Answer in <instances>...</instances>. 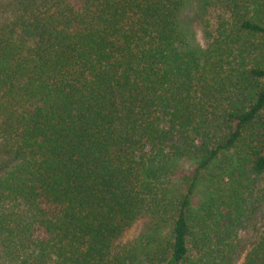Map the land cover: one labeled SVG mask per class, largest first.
I'll return each mask as SVG.
<instances>
[{
    "label": "trees",
    "instance_id": "16d2710c",
    "mask_svg": "<svg viewBox=\"0 0 264 264\" xmlns=\"http://www.w3.org/2000/svg\"><path fill=\"white\" fill-rule=\"evenodd\" d=\"M257 224L241 264H264V0H0V264H237Z\"/></svg>",
    "mask_w": 264,
    "mask_h": 264
},
{
    "label": "rangeland",
    "instance_id": "374dc122",
    "mask_svg": "<svg viewBox=\"0 0 264 264\" xmlns=\"http://www.w3.org/2000/svg\"><path fill=\"white\" fill-rule=\"evenodd\" d=\"M187 22L188 35L191 40L200 46L204 44V36L202 32V27L200 24L199 17L189 10L185 13V18ZM198 198L195 199V202ZM257 229H253L252 225L249 228L243 230L239 234V248H238V263L241 264L245 255L250 251L252 244L258 239L260 224H257ZM148 229V218L143 217L137 220L122 236L121 243L133 242L142 236Z\"/></svg>",
    "mask_w": 264,
    "mask_h": 264
}]
</instances>
